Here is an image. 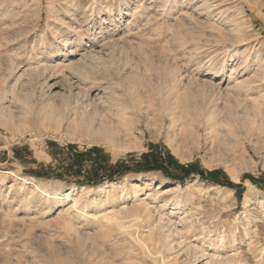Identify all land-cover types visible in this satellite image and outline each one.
I'll list each match as a JSON object with an SVG mask.
<instances>
[{
  "label": "rangeland",
  "instance_id": "obj_1",
  "mask_svg": "<svg viewBox=\"0 0 264 264\" xmlns=\"http://www.w3.org/2000/svg\"><path fill=\"white\" fill-rule=\"evenodd\" d=\"M92 147L133 169L83 183ZM210 255L264 264V0H0V264Z\"/></svg>",
  "mask_w": 264,
  "mask_h": 264
},
{
  "label": "trees",
  "instance_id": "obj_2",
  "mask_svg": "<svg viewBox=\"0 0 264 264\" xmlns=\"http://www.w3.org/2000/svg\"><path fill=\"white\" fill-rule=\"evenodd\" d=\"M73 151L74 154H72L71 152L72 157L70 159L68 171L77 173V176H80L81 173H83L84 181L82 182L85 184H97L102 182L103 180H114L118 176H123L126 172L131 171L133 169L131 167H126L125 169H122V164L120 162L110 165L109 163H107V161H103L102 157L99 156L101 150L97 147H92L87 151ZM142 158L144 160V164L142 166H138L137 168L142 171H166L169 166H175L184 170V172L186 173V178L191 176L192 174L197 173L200 174L204 179L220 182L216 176L217 172L192 170L195 168L193 165L188 167L183 166L179 164L176 160H174L172 156L166 153H158L153 148H151L150 152L142 154ZM86 164H91L88 170L86 168ZM223 183H227V185L230 186L235 185L230 181V179H226L225 181H223Z\"/></svg>",
  "mask_w": 264,
  "mask_h": 264
},
{
  "label": "bare ground",
  "instance_id": "obj_3",
  "mask_svg": "<svg viewBox=\"0 0 264 264\" xmlns=\"http://www.w3.org/2000/svg\"><path fill=\"white\" fill-rule=\"evenodd\" d=\"M237 40V39H236ZM64 45H67V41H65V44ZM99 45V44H98ZM102 128V127H101ZM118 134V133H117ZM26 178V177H25ZM134 186H136V184L134 185ZM138 186V185H137ZM37 187V186H36ZM250 187V186H249ZM253 187V186H252ZM40 188V187H39ZM83 189H84V187H82ZM132 188H134V187H132ZM38 189V188H37ZM75 190V188L73 187V188H71L70 190H68L66 193H55V200H57V199H59V195H63L62 197H63V199H68L69 197H71V196H73V191ZM135 191H138L137 189L135 190ZM246 194V193H245ZM53 195H54V193H53ZM149 196H150V194H149ZM152 196V195H151ZM80 200V199H79ZM79 200L76 198V199H73V201L71 202V206L70 207H72L73 209L75 208V207H78L79 206V203L81 202H79ZM143 202V201H142ZM253 203V201H252V199L247 195L246 197H245V201H244V204H245V206L246 207H248L250 204H252ZM82 205V204H81ZM105 207V205H103L102 204V206H101V208H104ZM71 208V209H72ZM150 208V207H149ZM67 209H69V208H67ZM150 210V209H149ZM65 211V210H64ZM103 217V216H102ZM162 220V219H161ZM218 258V257H217ZM214 259H215V257H213L212 255H210V256H208L207 257V261L205 262V263H203V264H210V262L211 261H213L214 262ZM215 261H216V259H215ZM230 263V261L227 259H222V258H220L219 260H217V262H215L214 264H229Z\"/></svg>",
  "mask_w": 264,
  "mask_h": 264
}]
</instances>
